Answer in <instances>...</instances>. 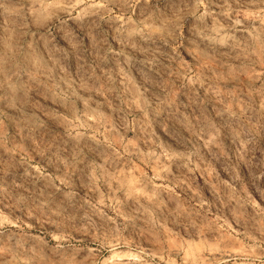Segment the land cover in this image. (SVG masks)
<instances>
[{
  "label": "rangeland",
  "instance_id": "rangeland-1",
  "mask_svg": "<svg viewBox=\"0 0 264 264\" xmlns=\"http://www.w3.org/2000/svg\"><path fill=\"white\" fill-rule=\"evenodd\" d=\"M0 229L72 241L0 264H264L224 257L264 250V0H0Z\"/></svg>",
  "mask_w": 264,
  "mask_h": 264
},
{
  "label": "bare ground",
  "instance_id": "bare-ground-1",
  "mask_svg": "<svg viewBox=\"0 0 264 264\" xmlns=\"http://www.w3.org/2000/svg\"><path fill=\"white\" fill-rule=\"evenodd\" d=\"M31 236L33 235H29V234L18 235L12 231H10L9 233L1 232L0 242L2 243V246L0 248H2L3 250L7 252L21 256V258H24V259L34 258L38 260L49 261V260L58 259L61 256L63 257L62 254L64 253V251H66L69 248L68 243H72V241H69L64 238H59V237H54L52 239V242H53L52 243L46 240V238L39 240L38 238L34 236L31 237ZM251 240H252L251 246L247 247L245 243L243 244L244 247H242V245H240L239 243V245L242 248L238 247L236 248V250L234 249V250L227 251L225 253L226 256L224 257H227L229 259L241 260V261H251L254 263L261 262V260L264 259V250L263 251L261 250L260 246L258 245L259 243H256L254 239H251ZM229 249L230 248H228V250Z\"/></svg>",
  "mask_w": 264,
  "mask_h": 264
}]
</instances>
